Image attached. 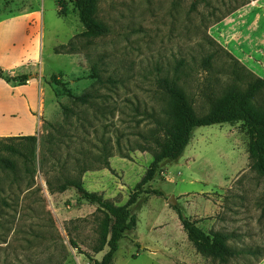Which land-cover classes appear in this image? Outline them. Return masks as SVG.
I'll return each instance as SVG.
<instances>
[{
	"label": "rangeland",
	"instance_id": "374dc122",
	"mask_svg": "<svg viewBox=\"0 0 264 264\" xmlns=\"http://www.w3.org/2000/svg\"><path fill=\"white\" fill-rule=\"evenodd\" d=\"M261 1L101 0L96 18L107 29L90 35L70 0L62 15L58 0H0V19L39 12L27 40L13 33L4 42L12 56L21 51L24 64L39 43L37 73L27 83L42 85L45 101L35 143L6 140L24 155L0 153L15 164L0 163V264H92L84 252L102 259L108 247L94 248L103 212L75 188L59 192L57 186L82 177L88 190L124 204L154 159V138L163 137L159 122L171 107L163 78L177 81L199 115L255 80L226 46L229 23L222 21ZM2 43L0 37V62ZM52 75L76 95L90 93L89 102L66 95ZM252 105L264 110V89ZM249 148L243 122L195 128L183 155L165 161L145 185L164 194L140 195L132 207L137 227L120 241L112 264H264V175L252 168ZM175 206L205 232L228 234L232 248L256 253L222 259L202 251Z\"/></svg>",
	"mask_w": 264,
	"mask_h": 264
},
{
	"label": "trees",
	"instance_id": "16d2710c",
	"mask_svg": "<svg viewBox=\"0 0 264 264\" xmlns=\"http://www.w3.org/2000/svg\"><path fill=\"white\" fill-rule=\"evenodd\" d=\"M70 1L74 2L80 21L85 27L87 34L97 35L106 31V26L96 18L98 4L101 0ZM58 4L60 7L59 14L62 15L65 13L67 0H58ZM240 67L247 73L255 75V80L250 83L245 91L230 89L221 98L211 103L210 110L202 115L196 112L192 101L175 79L163 78L161 80L160 86L169 96L171 102V107L166 112V118L159 122L158 131L162 132L163 137L154 138L156 148L151 151L154 159L124 204H117L113 200L106 198L100 192L88 190L84 186L82 177L78 179L65 178L57 186V191L59 192H64L69 188H75L81 198L96 205L104 214L102 235L94 251L97 253L101 252L106 246L108 250L100 260L90 253L84 252L92 264L113 263L115 253L120 246V241L126 237L127 233L134 231L137 227V215L133 212L132 207L137 203L140 195L143 193L164 194L160 189L145 188V185L150 184L156 178L165 161H176L183 155L191 141L195 128L224 123L234 125L243 122L247 126L250 135L249 152L251 166L260 174L264 175V110L255 109L252 105V100L257 96L259 91L264 89V76L260 77L252 71L246 70L245 65H241ZM8 78L18 84H26L29 80V75L20 74ZM52 81L62 86L64 93L69 97H73L81 103L89 102L91 97L90 93H83L81 95L74 94L71 88H67L56 75H52ZM98 81L104 82L100 76H98ZM64 109L68 111V108L64 107ZM15 138L29 140L31 144H34L37 139L36 135L0 137V153L6 150L24 155L14 145L6 144L5 142L6 140ZM0 163L12 169L15 167V164L6 158L0 157ZM106 167L112 170L109 161ZM175 209L184 230L202 251L222 259L243 253H256L253 249L237 250L232 248L227 243L230 239L228 234L218 231L207 233L198 226V220L190 219L184 215L178 206H175ZM71 242L78 247L75 240Z\"/></svg>",
	"mask_w": 264,
	"mask_h": 264
},
{
	"label": "crops",
	"instance_id": "0c3cea01",
	"mask_svg": "<svg viewBox=\"0 0 264 264\" xmlns=\"http://www.w3.org/2000/svg\"><path fill=\"white\" fill-rule=\"evenodd\" d=\"M0 19V37L3 38V53L0 62V137L35 135L40 128V112L44 109V97L40 91L42 85L38 82L18 84L8 77L34 73V63L39 61V43L33 42L31 62L20 63L23 54L12 56V51L6 49L4 37H16L26 34V40L31 30L34 17L38 11H27ZM14 22L15 27L10 24ZM222 22L229 23V34L222 33L228 49L241 60L254 74L264 76V0L251 2L242 8L234 10ZM30 52H27L29 54ZM16 65L24 68L15 69ZM30 70L33 73L30 74ZM38 110V114L36 113ZM177 161V160H176ZM163 168V167H162ZM152 184V182L150 183Z\"/></svg>",
	"mask_w": 264,
	"mask_h": 264
},
{
	"label": "water",
	"instance_id": "95a60500",
	"mask_svg": "<svg viewBox=\"0 0 264 264\" xmlns=\"http://www.w3.org/2000/svg\"><path fill=\"white\" fill-rule=\"evenodd\" d=\"M168 201L170 204H173V205L176 204L175 196H171Z\"/></svg>",
	"mask_w": 264,
	"mask_h": 264
}]
</instances>
